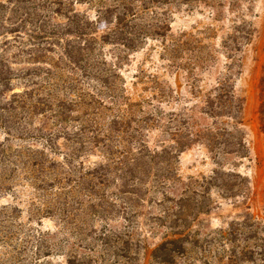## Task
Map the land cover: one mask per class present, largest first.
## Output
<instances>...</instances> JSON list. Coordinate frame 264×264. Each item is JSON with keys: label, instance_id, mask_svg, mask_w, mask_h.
<instances>
[{"label": "trees", "instance_id": "1", "mask_svg": "<svg viewBox=\"0 0 264 264\" xmlns=\"http://www.w3.org/2000/svg\"><path fill=\"white\" fill-rule=\"evenodd\" d=\"M160 1L0 0V264H38L69 243L62 236L93 238L83 217L114 220L119 206L132 219L150 190L172 179L173 160L192 143L183 137L194 133L162 129L175 130L174 147L144 140L151 119L124 110L123 70L109 54L112 46L132 51L146 37L166 36ZM238 102L229 77L207 95L203 112L235 117ZM91 156L99 161L87 164ZM22 189L39 226L22 219ZM51 218L54 232L43 228ZM118 239L112 230L87 247L102 240L125 257L130 246ZM187 243L170 238L154 255L171 262Z\"/></svg>", "mask_w": 264, "mask_h": 264}, {"label": "rangeland", "instance_id": "2", "mask_svg": "<svg viewBox=\"0 0 264 264\" xmlns=\"http://www.w3.org/2000/svg\"><path fill=\"white\" fill-rule=\"evenodd\" d=\"M155 6L168 25L166 36L146 37L137 50L112 46L109 52L123 70V108L137 120L151 119L143 139L157 148L180 141L175 130L162 131L175 125L183 136L194 133L183 137L192 143L173 160L172 179L150 190L136 217L119 206L114 220L83 217L93 238L62 236L69 243L38 264H264V0H161ZM229 77L240 111L210 117L204 100ZM27 194L18 193L22 219L39 226ZM57 227L54 218L43 224L53 232ZM112 230L118 245L130 246L125 257L107 252L102 240L87 247ZM179 237L188 242L185 253L171 262L154 255L158 245Z\"/></svg>", "mask_w": 264, "mask_h": 264}]
</instances>
